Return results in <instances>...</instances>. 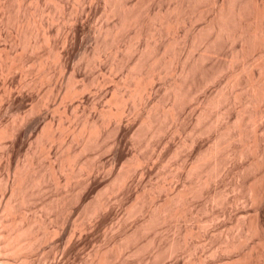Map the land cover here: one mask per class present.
Segmentation results:
<instances>
[{"label":"rangeland","instance_id":"obj_1","mask_svg":"<svg viewBox=\"0 0 264 264\" xmlns=\"http://www.w3.org/2000/svg\"><path fill=\"white\" fill-rule=\"evenodd\" d=\"M209 1L211 4L212 1ZM126 2L130 5L133 4L137 6H135V9H137L136 13L139 14L143 12L140 13V15H142L141 17L139 15V17L145 21L144 32H147L146 30L148 29L144 38L150 39V44H152L151 32L153 25L151 21L148 20V13L154 14V12L162 11L163 15L168 14V9L172 8L175 5L174 3L178 1L126 0ZM109 4L113 5L114 2H112V0H0V134H5L3 132H10L9 134H12L11 136L9 134L6 136L5 134L3 138L0 137V191L3 193L4 190H6L8 183L7 179H9V177H14L17 168L22 167L23 163L25 164V161L29 159L28 157L34 158L39 169H41L47 177L42 185L44 188L41 187V192L40 189H36L39 191H37L38 195L35 190L33 197V199H35L32 206H35L34 210L37 208L35 211L37 212L36 214L39 215L37 216H41L44 219L43 222L46 221L48 223L49 228L52 229L54 227L58 229L56 235L54 234L49 240L43 242L30 254L31 260L26 264H96L94 260L96 250H101L105 254V264H192L190 259L196 261V259L201 257L206 261H204V264H214L215 261L217 262L228 256L230 257L232 253H226L223 249H217L218 252H215V249V253H211V251L219 247V243L222 242L226 233L228 234V231L232 233L236 231L233 228L236 224V219L245 217V219H250V217L253 216L252 214H254V206L245 199L240 198V204H238L239 200H237V203L235 202L236 204L231 202L239 193L235 190L234 186L238 181V174L241 170L240 166L245 163L244 161H248L247 158H243L244 160L240 159L244 162L243 164L240 160H234L232 161L233 163L229 162L230 165L229 163L226 165L228 168L225 167L226 169L224 168L225 170L221 175L223 177L217 178V181L214 180L211 182L213 184H209L207 188L204 189L203 192L206 194H203L205 196L200 193L201 195H197L198 197L196 196L190 201L191 206L188 207L190 210L187 209L186 211L187 215L189 214L188 217L186 215L188 220L186 217L180 218L181 220L172 218L173 220L168 219L167 222H164L165 225L163 223H157L155 226V224L150 225L149 222L146 221L148 217L145 216L147 215L143 216L144 214L150 213L148 210L150 209V203L148 204L147 202H149V197L152 194L157 198V200L155 199L154 201L161 202L166 194L174 195L178 193L179 190H182L184 183L187 184L191 182L194 186L197 184L199 176H196L197 174L199 175V173H192V176H188L186 171L190 166L196 163V159H198L211 144V136L208 137L206 134L200 136L196 131L204 124L203 122L201 126L199 125V128L196 122L201 108V104L198 103L197 99L193 100L194 103L192 100L189 101L188 105L186 104L187 108L186 106L182 107V110L179 106V110L184 114L183 118L186 119H183L185 124L182 123L183 120L182 122L179 121L180 124L182 123L181 125H183L181 131L175 132L172 122L169 123L167 121L168 123H166L162 121V132L164 133H161L159 136L160 138L158 137L156 140L153 139L156 142L155 144L153 140H151L153 142L149 140V136L144 133L145 131H143V129L139 132L141 120L139 116L135 115L131 118L134 119L132 122L133 124H130V126H125L124 124L122 130L121 128L119 131L115 129L112 131L115 132L117 130L114 134L111 132L112 137L105 143V145L108 144L109 147H105L104 145L105 148H99L97 145L95 147L94 145H90L91 147H88V149L83 152V155H81L83 160L88 159L87 161H91L89 163L91 165H93L92 163L94 162H96V164L99 163L98 165L101 169L99 172L90 174V177L89 175H83L84 177L73 176L71 180L68 181L69 183L67 182L68 184H66L65 181V173L62 176H58L60 178V183L51 177L48 165L51 163L58 165L62 156L68 155L69 152L72 155L74 151L77 149L80 150L81 147H79L76 141H74V144L73 142L72 144L69 143L71 138L69 134H67L68 132H65L67 127L80 129V124L85 120H83V118H88L89 120L91 118V120L97 122L98 125L100 124L99 126L101 127L103 121L101 111H108L110 108L114 110L115 105L112 106L110 104V97H112L117 87L120 88V90L117 89L118 95L121 93L125 94V89L120 85L117 86V84L120 83L121 80L123 81L128 72L127 67L129 68V65L130 67L134 65L137 59L138 54L134 55V46L141 41L131 33V29L122 28L121 25H117L118 16H108L109 14L106 13V7L108 8ZM199 4L200 3H192L194 7L197 6L196 9L190 5V9L188 10L189 16L191 15L190 17H194L190 19L191 23L189 21L188 25L189 27L190 25L191 27L194 26L192 28H195L198 32L201 28H204L205 19L203 18L206 17V15H204V17L201 14L203 12L200 11V9L204 8L205 2L201 3L200 6ZM210 4L208 2V8L212 5ZM111 5H109V7ZM205 5H207V3ZM204 9H206V7ZM206 10L202 11L207 14L208 11ZM191 13H193L194 16H192L193 14ZM167 16L165 17L168 18L169 16ZM115 26L118 31H120V38L124 35L121 39L123 40V44L127 42L128 48L130 45L133 46L135 44L133 46L134 48L131 47V49H134L131 50V53L129 52L130 49L122 48V53L119 52V54L116 51V45H111V36H108L106 33L115 29ZM123 29H126V32ZM182 29V27L178 29L180 34L183 32ZM149 32L150 35H148ZM173 34L172 32L166 36V38H171L172 40L174 38ZM167 39L166 41H169ZM150 40L148 41L150 42ZM105 43L107 45H104ZM175 43L174 41L173 44L175 48L173 51L169 50L171 51L169 53L173 55V57L170 55L172 62L174 61L176 51L179 50L178 47H180H177L178 44ZM171 44L172 43H170V46L173 45ZM172 47L170 49H172ZM221 47L223 48L222 45ZM227 47L225 46V48L222 49L221 53L223 52L222 55L224 56L220 55V60H218V62H222V64L231 59L229 56L231 53L228 51L231 50L232 46H230V49L229 46ZM234 47L237 48L238 45L236 44ZM125 49H127V52ZM192 49L193 46L190 48V53H192V55L194 53V55L193 57L189 56V58L192 57V59L190 58V62L194 60L193 58H195V56L199 55L200 47ZM116 53L117 55H115ZM227 53H229V55ZM123 56L124 58H122ZM147 60L148 59H146V62ZM262 60L264 61V58ZM152 63L150 64V62H148L147 65H153ZM171 66L172 65L169 67ZM155 67L156 66H154V68ZM154 68L153 70H155ZM170 69L171 68H168V70ZM164 70L167 71V68ZM166 71L159 76L157 74L155 78L153 77L154 81H152L155 83L153 85L155 86V91H157V102L160 100L157 105L161 103L160 106L163 104V107L168 104H166L168 100H165L168 99L165 98L167 94L166 84L173 78V76L170 75V71H167L168 73ZM218 76L220 77L216 76V78H214L215 81L212 80L214 83L210 82L208 83L209 86L206 84L201 88L202 90L200 89L201 91L199 90L197 98L202 99L205 94L216 93V90L218 91L221 87L225 86L226 75L218 74ZM75 91L82 93L78 95L80 97L75 96V98L71 96L72 98H70L69 96V98H65L66 94L68 95V93H73ZM138 105L140 106L135 109H138V111H136L141 113L143 105ZM213 110L211 109L212 112L215 111ZM210 116L212 117V115ZM210 116L207 118H211ZM234 117L235 113L231 115V120H235ZM261 117H263L262 120H258L259 124L263 125L264 115ZM43 120L44 123H42ZM208 120L209 119H207V121ZM125 121L126 120H124V122ZM45 123L51 126L50 130H52L53 134L56 133V136L61 132L65 133V136L63 135L65 139H63V137L62 141L55 139L54 143L53 141L49 143L47 140L44 141L43 139L38 142V135L41 129L46 125ZM259 124L258 128L260 126ZM106 125H104L106 126L105 128H112L110 124ZM254 125L257 127V123ZM254 125L250 124L249 129L255 131L256 128H254ZM252 131L250 132L251 134ZM137 132L139 134H137ZM192 132L196 134H191ZM57 140H59V142ZM64 143L65 145H63ZM68 144H70L71 148ZM135 154L146 160H149V158L151 159L147 161L149 164H146V167H149L151 170H147L143 177V167H139L137 173V169L134 168L133 158ZM181 163L184 164L183 166L185 168L179 167L182 165ZM131 172L135 174H131ZM258 172V175H260V171ZM128 174L129 176L132 175L128 178L129 185L127 188H123V186H120L121 184L118 182L117 178L120 176L122 177V175L127 176ZM82 180L85 182L80 189L78 181L81 182ZM76 185H78L79 192L77 190L75 194L74 188L77 189ZM115 185L116 187H114ZM164 189L166 190L164 191ZM215 191L216 194L219 193V204L209 200L210 193L212 192L214 194ZM61 192L62 194L70 195L69 199H71V201H69L70 204L67 206L68 209L64 210V207L61 209L60 206V208L56 206V211L53 209L54 207L50 210L49 205H51V207L53 205L55 206V203L53 204L54 197L57 198L58 194H61ZM70 192L72 194L74 193L73 196ZM207 195L209 196L207 197ZM44 199L45 203H47L46 200L50 201L52 199L51 204H49V202L48 205L45 204L47 209L45 206L43 209L40 207L42 202L44 203ZM99 201L109 203L107 207H105L106 209H103L104 211L101 209V213L98 210L96 212L97 214L95 213L94 215L93 212H91V214L90 211H93L96 205L101 203H99ZM146 203L149 208L147 206L145 207ZM142 206H144L143 209L147 208L145 212L147 211L149 213H143V210L141 214L140 210H142ZM59 209H61L64 214H60L61 211ZM35 212L32 211V213H29L33 214ZM1 214L3 213L0 210V215ZM262 218V220H264V208H262ZM45 223L43 224V228L47 227ZM206 223L209 224L206 225ZM211 226L212 228H210ZM149 227L153 228L150 229ZM186 228L192 230V237H190V235L188 236L189 238L185 236ZM206 229H208V231ZM230 229H234V231ZM44 230L45 229H43V231ZM249 241H247L249 246L253 245V241ZM172 246L178 249L176 254H171V249H174ZM187 247L190 248L186 250ZM212 247L213 249H210ZM257 247L259 249L255 248L257 249L255 252L261 250L259 246ZM2 256L7 257L4 255ZM2 256H0V259ZM10 259L13 260L11 257ZM18 262L20 263V260H18Z\"/></svg>","mask_w":264,"mask_h":264},{"label":"bare ground","instance_id":"obj_2","mask_svg":"<svg viewBox=\"0 0 264 264\" xmlns=\"http://www.w3.org/2000/svg\"><path fill=\"white\" fill-rule=\"evenodd\" d=\"M177 1L178 2L174 3L175 5L173 7L171 6L172 8L168 9L167 11L168 14L163 15L162 11L154 12V14L153 13L152 14L148 13V15L146 14L148 20L151 21L153 25L151 32V39L153 40L154 43L152 42V44H150L151 43L150 39L144 38L146 36V33L148 32V29L146 30L147 32H144L145 21H143L144 19L140 18L142 15V14L140 15V13L143 12H140L139 14L136 13L137 10L135 9L137 7L136 5L133 4L130 5L128 2H126V0H112L114 4L113 5L109 4L111 6L109 7L108 5V8L106 7V13L109 14L108 16L110 15L118 16L117 25L119 26L121 25L122 28L124 27L126 29H131L130 30L132 31L131 33L135 35V37H137L139 41H141L138 42L139 44H137L136 41L137 45L135 44H134L135 46L133 45L135 48L131 45L128 48L126 44L127 42L125 43L126 44L125 46V44H123L122 42L123 40H121L124 37V35L123 37L121 36L120 38V34H119L120 31H118L117 27L115 26V29L111 31L107 30L108 33H106L108 36H111L112 39L110 42L112 43L111 45L113 46L116 45L117 53L121 52L122 48H127L128 50L130 49L129 50L130 53L131 50L135 49V53L134 52L133 53L134 55L138 54L137 59L134 65H132L131 67L129 65V68L127 67L128 72L125 75L124 79L122 78L123 81L121 80L122 82L120 81V83L117 84V86L120 85L125 89V94L124 93L122 94L121 91L120 92L121 94L119 93L120 95H118L117 89L120 90V88L117 87L116 91L115 92L113 91L114 93L112 97H110V104L112 106L115 105L114 110H112L113 108L112 109L110 108L108 111H103V110L101 111L102 113L101 117L103 119L101 127L99 126L100 124L98 125L97 122L91 120V118L90 120L88 118H83V120L84 119L85 120L82 121V124H80L81 126L79 125L81 127L80 129L74 127L72 128L67 127V129L65 128L66 129L65 132H68L67 134H69L71 138L70 139L71 141L69 143L72 144L73 142L74 144V141H76L78 142L79 147L80 146L81 147L80 150L77 149L76 151H74V154L72 153V155L70 152H69L70 155L68 153H67L68 155L66 156L63 154L64 156L62 157L59 155L61 158L60 160L58 159L59 160L58 165H55L54 163L48 165L49 170L51 172L50 174L51 177L54 178V180L60 183V178L58 176L60 175L62 176L65 173L66 175L65 181L66 184H68L69 183L68 181L71 180L73 176L84 177L85 175L86 176L89 175L90 177V174L99 172L101 170L98 165L99 163L96 164V162H94L95 164L92 163L93 165H91L89 164L91 161L90 162L87 161L88 159L83 160L81 155H83V152H85V150L88 149V147H91L90 145H94V147L97 145V147L99 148L104 147L105 143H107V140L110 139V137H112L111 132L114 131L115 129L119 131L120 128L122 130L124 124L125 126H130V124H133L132 122L134 119L131 118L134 117L135 115L139 116L141 120V124H140L141 128L139 127L140 128L139 132H141V129H143V131H145L144 133L147 134V136H149L150 141L153 139L156 140V138L158 139L161 133H164L162 132L163 131V127L161 125L162 121L166 123L172 122V124L174 125L173 126L174 131L175 132L181 131L183 126L181 124L182 123L185 124L183 120L185 119L183 118L184 114L183 112H181L182 107H185L186 104L188 105L189 101L192 100L193 102L194 99H197L198 103L201 104L200 105L201 108L199 110L200 111L199 116L198 118H196L197 119L196 122L198 124V127L199 125L201 126L203 122L204 124H202L203 126L201 128L199 127L200 129L196 131L200 136L204 134L208 135V137L211 136V140H210L211 144L209 145V147H207L208 149L205 150V152L202 153V155H200L198 159H196L197 160L196 163H194L193 166H190V168H188L186 171L188 176L189 175L192 176V173L193 174L199 173V175L197 174L196 176V177L199 176L197 184H195L194 186V184L191 182L187 184L183 182L184 185L182 190H179V192L174 195L166 194L165 198L162 199L161 202L154 201L155 199L157 200V198L154 197L155 195L153 196L152 194L149 197V202H147L148 204L150 203L149 206L150 209L148 210L151 214L147 211L145 212L147 208L143 209L144 206H142V210L140 209L139 210L141 211V214L143 210H144L143 213H149V214H144L143 216L147 215L145 216L148 217L146 221L149 222L150 225L155 224V226L157 223L158 224L163 223L165 225L164 222H167L168 219L171 220L172 218H175V220L176 219L178 220L182 217L184 218L187 215L186 212L187 209L190 210L188 208L189 206H191L190 201L193 200V198H195L197 195H201L205 193L203 192L204 189L207 188L209 184H213L211 182H213L217 178L219 179V177H223L221 175L223 174V171L226 168H228V166L226 165L229 162L231 163L234 160H240V159L244 160L245 158H247L248 161H244L245 163L240 160L242 164L243 163L244 164L240 166L241 170L240 173L238 171L239 173L238 181L235 183L234 186L235 190L238 191L240 194L238 193V195L234 197L233 200H231V202L237 203V200H239L240 198L245 199L246 201H248V203L250 202L254 206L253 208L254 214H252L253 216H251L250 219H245L246 217L236 219L235 221L236 224L235 226H233V228L236 231H234V229H230L231 231L233 230L234 233L228 231V234L226 233L225 238L222 240L221 243H219L220 244L219 247L217 246L218 248H214V250H212L211 253L214 252L215 249H216L215 252H218L217 249H223L224 252L226 253L229 254L232 253L230 257L228 256L227 258L221 259L220 261L219 260L217 262L215 261L214 264H264V220H262L263 219L262 208H264V124L263 125L259 124V120H258V119L262 120L263 117L261 116L264 115V61L262 60L264 58V0H211L212 5L210 4L209 0H177ZM191 2L192 3L195 2L197 4L200 3L199 6L201 5V3L204 2L205 4L207 3V5L204 4V8L206 7L207 10L204 8L200 9L201 12L204 13V11L202 10H206L208 11V13L203 14L200 12L203 16L206 15V17L204 16L205 18H203L205 19L204 28H201L200 29L201 31L199 30V32L195 28H192L194 26L191 27L190 25L189 27L188 25L190 19L194 18V17H190L191 15L189 16L188 13V10L190 9L189 6L192 5ZM208 2L211 5L210 8H208ZM196 7L194 8L196 9ZM165 16H167L168 18H166ZM192 16H194V14ZM179 27L183 28L182 29L183 34L182 33L180 34L178 30ZM126 29L123 30L126 32ZM170 32L174 33L173 34L174 38L172 40L171 38L168 39L166 38V36L171 34ZM148 35H150V32L148 33ZM166 39L169 41H166ZM148 40H150V42ZM170 41L173 42L175 41L178 44L177 47L180 46L178 47L179 50H177L178 55L176 51L177 56L173 52L175 55L173 62H172V58L170 59L171 54L169 52L171 51L169 50L173 51L175 45L173 44V42ZM170 43L173 44V45L171 44L173 47L170 46ZM236 44L238 45L237 48L234 47V45ZM104 45L107 44L105 43ZM221 45L223 46V48H225V46L226 47L229 46V49L230 46H232L230 50L232 52L228 51L231 54L229 55V53H227L231 59H229V61H226V63L224 62L225 64L224 63L222 64V62H218V60H220V55L224 56L222 55L223 52L221 53L223 49ZM192 46L193 49L195 47L198 48L200 47V51H199V55L195 56V58H193L194 60L190 62L194 55V53L193 55L192 53H190L191 52L190 48ZM131 47H133L134 49L133 48L131 49ZM171 47L172 49H170ZM127 49H125L126 52ZM117 53L115 55H117ZM171 56L173 57V55ZM189 56H192L190 57L191 59L189 58ZM122 58H124V56ZM145 58L148 59L147 62ZM149 58L151 59V61ZM148 62H150V64L153 62L152 64L156 67L154 68V66L150 64L147 65ZM170 65L172 66L169 67ZM153 68L155 70H153ZM166 68L168 72L170 71V75H172L173 78L170 80V82H167L166 84L167 94L166 93L165 94L167 97L165 95L164 96L165 98L168 99L165 98L164 99L166 101L168 100V102H166V104L167 103L168 104L163 107V104L160 106L161 103L157 105V103H159L160 100L157 102L158 99L156 96L157 91H155L154 88L155 86L153 85L155 83H153L152 81H154V78L157 74L159 76L160 74L164 73L166 71L164 69ZM168 68L171 69L168 70ZM218 74L226 75L225 86L223 87L220 86L221 88L218 91L216 90V93H211V94L207 93L202 99L197 98L198 96L197 93L199 92V90L203 88V86H205L206 84L207 86H209L208 83L212 82V80L215 81L214 78H216V76L220 77L218 76ZM80 93L81 92L78 91H75L73 93H68V95L67 94L65 95V98L66 97L69 98V96L70 98H72L71 96L77 97ZM136 103L143 105V110H141V113L140 112L138 113L137 112L138 109H135L136 107L138 108V106H140ZM179 108L181 110H179ZM211 109L212 110L214 109L215 111L213 110L214 112H212ZM233 113H235V117H234L235 120H231L232 119L231 115ZM210 115H212V117ZM209 116L211 118H207ZM207 119L209 120L207 121ZM124 120L126 121L124 122ZM179 121L182 123L180 124ZM42 123H44V120ZM256 123H257L256 125L257 127H255L254 125ZM106 124L108 125L110 124L112 128L111 129L105 128L107 126ZM250 124L254 125V128H256L255 131L249 129ZM258 124L260 125L259 128H258ZM50 128L51 126L46 124L41 129L37 139L38 142L42 139L44 141L47 140V142L49 143H51L52 141L54 143L55 139H59L62 141V137L65 133L61 132L58 136H56L55 135L56 133L53 134ZM251 131L252 134L250 133ZM115 132L112 133L114 134ZM3 133H5L6 136H8L10 132L8 133L3 132ZM194 133L192 132L191 134ZM1 134L0 137L3 138V135L5 134L2 135ZM137 134L139 133L137 132ZM63 139L65 138L63 137ZM59 140L57 141L59 142ZM63 145H65V143ZM68 145L71 148L70 144ZM107 146L108 144L105 145V147ZM135 155L133 158L134 168L137 169V170L135 169L137 173L139 167L140 168L143 167L142 170V177H143V175L146 174L147 170H151L149 167H146L149 164V162L147 161H150L151 159L149 158V160H146L144 158H140L138 155L136 156ZM28 158L29 159L25 161V164L23 163L22 167L17 168L14 177L13 178L9 177V179H7L8 183L6 190H4L3 193L0 191V210L3 213L0 215V256L2 255L7 256V257L2 256V258L0 259V264H22V263L26 264L28 261L31 260L30 254L35 249H37V247L40 246L43 242L49 240V238L52 237L54 234L56 235L57 234L56 231L58 232V229H55L54 227H53L54 229L49 228L48 223L46 221H45L46 223L43 222L44 219L41 216L38 217L39 215L36 214L37 212L35 211L37 210V208L34 210L35 206L34 207L32 206L35 199V198L33 199L35 190L40 189L41 192L42 190L41 187L44 188L42 185L46 181L47 176H45V173H43L42 170L39 169V166L35 163L34 158L32 157H28ZM183 165L184 164H182L179 167H184ZM258 171H260L261 173L260 175H258L259 173ZM132 173L134 172H131V174ZM124 175H122V177L120 176L119 177L120 179L117 178V180L118 182H120L121 184L120 186H123V188H127L129 185L128 178H130V176L132 175L130 176L129 174L127 176ZM82 181L81 182L78 181L79 182L78 185H80L79 187L80 189L83 187L85 182L83 181L82 183ZM78 185H76L77 189L74 188L75 194L77 190L79 192ZM114 187H116V185ZM165 190L166 189H164V191ZM37 191L38 190H36V192ZM38 192L36 193L37 195ZM59 194L57 198L54 197L55 199L53 200V204L55 203V206L53 205L51 207V205H49L50 210H52L51 208L53 207H54L53 209H55L56 206H58V208L61 207V209L62 207H64V210L68 209L67 206H69L70 204L69 201H71V199H69L70 195L62 194V192L60 195ZM70 194L72 193L70 192ZM210 194H209L210 195L209 200H211L214 203L217 202L219 204L218 201L220 199V198L218 199L219 193L216 194L215 191L214 194L212 192ZM209 195H207V197ZM51 200L50 201L46 200L47 203H45V199H44V203L42 202V205L40 206L41 209H43L44 206L46 207L45 204L48 205V202L49 204H51L52 203ZM238 202H239L238 204H240V200ZM99 203L100 204L99 205L97 204L96 207L93 209V211H90V213L93 212V214L95 215V213L98 210L101 213V211L105 207H107L109 202L103 203L102 201H99ZM147 203L145 204V207L147 206ZM61 209H59L61 211L60 214L63 213ZM32 211H34L35 213L30 214L29 212L32 213ZM44 223L47 224V227L45 228H43ZM207 224L209 223H206V225ZM210 228H212V226ZM43 229L45 230L43 231ZM206 230L208 231V229ZM191 232L192 230L190 228L188 229L186 228L185 236L188 237L190 235V237H192L193 233L191 234ZM249 240L253 241L252 243L253 245L249 246L247 242ZM257 246H259L261 250L255 252L257 250L255 248H258ZM213 247L210 249H213ZM172 248H174V246H172ZM188 248L190 247H187L186 250H188ZM177 250L178 249H176V247L174 249H171V254L173 253L176 254ZM10 257L13 258V260L10 259ZM14 259L20 260V263L18 262V260H14ZM94 260L96 264H105L104 262L106 260L105 254L101 250H96ZM190 261H192L191 262L192 264H196V263L204 264L206 262L202 257L196 259V261H193L191 259Z\"/></svg>","mask_w":264,"mask_h":264}]
</instances>
